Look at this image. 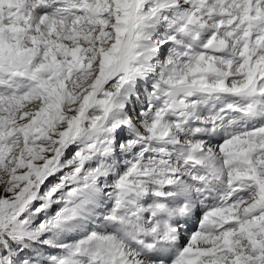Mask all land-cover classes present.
<instances>
[{
  "label": "snow or ice",
  "instance_id": "6c2138e0",
  "mask_svg": "<svg viewBox=\"0 0 264 264\" xmlns=\"http://www.w3.org/2000/svg\"><path fill=\"white\" fill-rule=\"evenodd\" d=\"M0 264H264V0H0Z\"/></svg>",
  "mask_w": 264,
  "mask_h": 264
}]
</instances>
